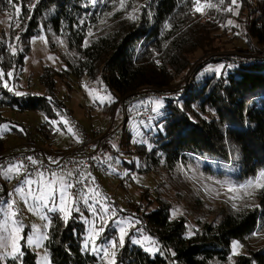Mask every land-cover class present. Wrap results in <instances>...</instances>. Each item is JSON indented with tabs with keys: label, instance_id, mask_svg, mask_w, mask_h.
<instances>
[{
	"label": "trees",
	"instance_id": "1",
	"mask_svg": "<svg viewBox=\"0 0 264 264\" xmlns=\"http://www.w3.org/2000/svg\"><path fill=\"white\" fill-rule=\"evenodd\" d=\"M202 3L216 7L202 15L193 0H124L123 8L120 0H0V15L10 18V42L0 37V155L18 146L12 139L26 146L46 141L53 149L64 128L58 118L71 116L66 102L83 81L89 90L105 91V101L95 95L91 104L111 122L129 95L159 93L166 102L161 117L135 130L127 119L119 137L105 144L125 171L117 181L109 170L91 187L87 206L80 201L66 220L51 217L44 244L49 264H108L113 252L116 264H264V190L237 196L264 171V0H237L238 8L230 0ZM42 35L64 67H43L41 96L17 95L29 43ZM212 62L224 66L203 73ZM136 102L131 115L142 108ZM28 111L45 120L30 129L13 118ZM121 154L129 158L120 160ZM190 177L221 184L222 204L232 213H253L231 218L219 202L201 199ZM81 208L97 232L103 228L96 246L108 243L107 258L85 247L91 224ZM119 218L134 223L123 246ZM142 235L158 245L155 255L134 243ZM233 242L244 251L234 255ZM21 243L23 255L0 264H38L25 239Z\"/></svg>",
	"mask_w": 264,
	"mask_h": 264
},
{
	"label": "rangeland",
	"instance_id": "2",
	"mask_svg": "<svg viewBox=\"0 0 264 264\" xmlns=\"http://www.w3.org/2000/svg\"><path fill=\"white\" fill-rule=\"evenodd\" d=\"M2 34H4V37L7 39L8 43L10 42V18L0 15V37H2ZM31 50L30 53L27 55V58L25 60V67L23 71H21L18 74V77L20 78L19 82L16 84L15 90L17 93L20 94H33V95H42L43 89L39 85L40 75L42 73V69L46 65H50L56 69H60L64 67V63L60 60V56H57L55 53H52L49 50L48 44H47V37L45 35H42L41 37L34 38L29 43ZM12 49L16 51V47L13 43ZM202 58V54L199 52L195 55V60L200 61ZM226 59V63H232V60ZM233 65V64H232ZM224 66V63L222 62H212L208 63L204 69H202V72H212L214 70L219 71ZM12 77H14V74H11ZM14 88V87H13ZM64 89V87L62 86ZM60 90V89H59ZM74 92L70 93V99L67 100L66 104L68 108H70V114L71 116L67 117L61 116L58 118V121L60 124L64 125V128H60L57 138H56V145H54L53 149L45 145L46 148L52 149L53 153H57L56 147H64V150H61L60 152H65L72 150V146H70L73 141H76L79 138V132L76 130V124L81 123L82 125L86 126L90 131L95 128L94 126H97V124H100L99 127H108L111 124V121L109 119V116L105 114L101 109H94L92 107V101L95 100L94 96L96 95V99L102 101H105L107 99V95L104 90H98L93 89L89 90V88L86 85V82L83 81L82 83H78L73 86ZM59 95L63 97L66 96V93L62 90H60ZM161 94L155 93L153 94H147V96L136 102L135 106L140 108L144 106H149L151 110L154 113V117H161V114H163L162 110L165 106L166 102L163 98H161ZM159 105V107H157ZM68 113V112H67ZM64 114V113H62ZM45 114H41L40 112L35 111H28L21 115H14L16 120L20 123H24L25 126L32 129L35 128L40 122H43L45 120L44 118ZM135 114H132L129 118L128 128L131 130H135L136 128H139L143 125V123L138 122L134 119ZM12 118V119H13ZM152 118V119H153ZM67 122V123H65ZM152 122V120H150ZM71 129V131H69ZM13 144H17L18 146H24L26 147V142L22 140H14L11 141ZM72 142V143H71ZM128 159L129 157L121 154V157H119L120 160L122 159ZM124 171V168L120 166V163L116 161L113 162V164L110 167V172L108 175V178L112 181L116 182V179H113L117 176H119ZM6 172H3V175H5ZM61 175H57V177H60ZM65 181L67 183L68 179L66 176H63ZM259 177L255 178L258 179ZM40 177L36 178L35 180H39ZM44 181L49 180V178L43 177ZM191 184L194 186L197 194L201 199L206 201V199H212L215 202H219V206L224 207L229 214V216L235 220L243 219L245 216L249 215L253 212H247V213H238L234 212L232 213L230 211V208L226 204H222V200L224 197L221 195V184L218 182H215L213 180L208 179H201L199 177H190ZM246 185V184H245ZM35 190H36V185ZM72 188V187H71ZM71 188H66V195H65V207L68 211V215L72 213L73 210H75L77 207H80V201L87 206L88 204V198L86 199V202H84V199H82L78 194H76ZM29 190V189H28ZM28 190H25L23 194L17 192L13 193L12 197L13 200L9 203H4L0 205V236L7 237L8 233L4 231V225L5 222H7V225L9 229H11V226L13 222L18 223L21 226L20 229V235L25 238V242L28 238H32L34 243L30 246L31 250H33L37 254V261L38 264H49L48 260V254L46 251V248L44 246L45 239L47 238V230L49 226L50 219L55 214H61L65 216L64 212H61L59 209L61 207L60 204V198H59V184H57V195L55 201H49L47 205L41 203L38 200H33L32 196L27 195ZM35 190L32 191L35 193ZM255 189H249L248 193L254 194ZM132 192V191H131ZM243 186L239 189V193H237L238 198L242 197L243 193ZM245 193V192H244ZM246 193V194H248ZM27 198L28 203L26 204L24 202V199ZM86 208V207H85ZM89 208V206L87 207ZM15 212V215H12V213ZM81 212L83 213L84 210L81 208ZM22 215V217H20ZM19 216V217H18ZM46 217V219L44 218ZM90 217L89 225V232L88 237L86 241L84 242V245H87V248L89 249L90 246L97 247V238L98 236L95 235L97 232L96 225L93 224V217L89 216L86 213L82 214V220L87 219ZM20 218V220H19ZM225 218L223 217L222 220ZM234 221V220H230ZM115 224H118L116 226L119 235H120V229H125V235L127 234V231L130 230L134 223L128 222L127 220H121L120 218L115 220ZM28 228V231L26 233V229ZM99 231V229H98ZM124 235V237H125ZM46 237V238H42ZM92 237V239H90ZM147 237V236H146ZM144 235L136 237L134 241H138V243H135L137 245H140L145 249L146 252L150 253L151 255H155L158 251V245L156 242L152 239L146 238ZM24 240V239H23ZM22 240L19 241V244L22 248ZM94 243V244H93ZM105 248L109 249L108 243L100 245L98 250H104ZM148 249H151L149 251ZM11 251L10 242L7 247V252ZM243 249H238V253L243 252ZM98 254L103 253L102 251H97ZM11 256L6 254L5 248L0 247V260H5Z\"/></svg>",
	"mask_w": 264,
	"mask_h": 264
},
{
	"label": "built area",
	"instance_id": "3",
	"mask_svg": "<svg viewBox=\"0 0 264 264\" xmlns=\"http://www.w3.org/2000/svg\"><path fill=\"white\" fill-rule=\"evenodd\" d=\"M251 62L256 63L257 61L252 59ZM144 98L141 95H129L122 99L116 108L113 121L108 127H95L90 131L86 126L77 123L79 142L72 150L56 154L45 147L48 145L45 141L43 145L38 146H13L1 154L0 205L11 202L12 195L18 187L23 186L25 190H28V186L23 182L29 178L35 180L39 177L38 173H43L46 178H51L52 173L66 176L68 182L74 185L72 190L86 201L87 198H90L91 187L99 186L100 176H106L115 161L114 158L108 156L105 144L119 137L127 119L131 116V107L137 100ZM152 117H154V113L151 108L144 106L136 110L134 119L144 122ZM27 157L36 160L37 164L33 165ZM21 163L27 172L22 169L21 174L6 173L3 175L7 168ZM27 173H32L31 177ZM68 173H71V176ZM31 188L32 191L35 190L34 184Z\"/></svg>",
	"mask_w": 264,
	"mask_h": 264
},
{
	"label": "snow or ice",
	"instance_id": "4",
	"mask_svg": "<svg viewBox=\"0 0 264 264\" xmlns=\"http://www.w3.org/2000/svg\"><path fill=\"white\" fill-rule=\"evenodd\" d=\"M220 2L222 3L223 0H220ZM92 3L95 4L96 0H92ZM230 3L232 5H236L237 8L239 7V5L237 4V0H230ZM193 4H194V11L199 12L202 15L204 14V10L206 8L216 7L215 4L202 3V0H193ZM120 7L121 8L124 7V0H120ZM226 10L229 12L233 11L232 7H229ZM17 11H19L18 8H17ZM236 14L238 15V12ZM129 18L131 19L133 17L130 16ZM229 23H232V22L229 21ZM16 26L18 27L19 25L17 24ZM16 39H19V37H17ZM13 54H15V50H13ZM9 75L11 74L9 73ZM17 95H20V93H17ZM157 107H159V105ZM69 131H71V129H69ZM27 159L30 160L33 165L37 164V161L32 159L31 157H27ZM22 169L25 172H27V170L24 169V165L21 163V164L13 165L12 167L7 168L6 173L21 174ZM27 175L31 177L32 173H27ZM68 175L71 176V173H68ZM38 176L40 177L39 180H33L29 178L23 182V184L27 185L29 188L27 195L32 196L33 200H38L41 203L47 205V203L50 200L55 201L56 195H57V184H59V198H60V204H61V207L59 210L65 213V220H66L68 217V211L66 207L64 206L65 205V195H66L65 190L66 188H71L74 185H72L71 183H67L63 176L57 177L56 173H52V177L49 178V180L47 181H44L43 173H38ZM33 184L36 185L35 193L32 192V188H31ZM249 189L264 190V171L260 172L258 179L251 180L246 185L243 186V191L245 193H248ZM228 190L232 191L233 189L229 187ZM16 191L23 194L25 189L23 186H21V187H18ZM248 195L251 196V193H248ZM24 202L26 204L28 203L27 198L24 199ZM233 207H235V205H233ZM257 207H259V205H257ZM12 215H15V212H13ZM44 218L46 219V217ZM3 227H4V231L8 233V236L6 238L3 236H0V247H4L6 254L11 256L13 259H16L18 256H22L23 251L21 250L19 241L25 238L20 235L21 226L18 223L13 222L11 229H9L7 222H5V225ZM99 231H103V228H101ZM99 231L96 232L95 235H99ZM124 235H125V229L121 228L120 229V239H119L120 246H123ZM42 238H46V237H42ZM90 239H92V237H90ZM9 242H10L11 251L7 252V247H8ZM26 243L28 245H32L34 241L32 238H28ZM134 243H138V241H134ZM115 244H116V241H112L113 247L115 246ZM85 247L87 248V245H85ZM241 247L242 245L239 242H233L232 244L233 254L234 255L239 254L238 249H240ZM91 250L93 252L98 251V249H96L95 247H93ZM148 250L151 251V249H148ZM103 251H104V257L107 258L109 256V252L107 248H105ZM111 255L113 259L109 260L108 264H116V261L114 258L115 253L113 252L111 253Z\"/></svg>",
	"mask_w": 264,
	"mask_h": 264
},
{
	"label": "crops",
	"instance_id": "5",
	"mask_svg": "<svg viewBox=\"0 0 264 264\" xmlns=\"http://www.w3.org/2000/svg\"><path fill=\"white\" fill-rule=\"evenodd\" d=\"M135 108H137L136 106H135ZM136 111V110H135Z\"/></svg>",
	"mask_w": 264,
	"mask_h": 264
}]
</instances>
